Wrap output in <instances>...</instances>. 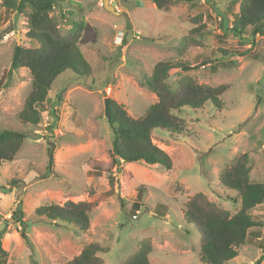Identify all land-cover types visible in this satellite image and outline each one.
<instances>
[{
    "label": "rangeland",
    "instance_id": "obj_1",
    "mask_svg": "<svg viewBox=\"0 0 264 264\" xmlns=\"http://www.w3.org/2000/svg\"><path fill=\"white\" fill-rule=\"evenodd\" d=\"M1 1L0 131L26 134L14 160L0 166L6 264H67L91 243L105 249L98 254L105 264H120L146 239L152 246L150 264H202L201 235L184 217L188 200L203 193L236 213L237 192L224 187L219 176L244 153L250 154L252 181L264 183V37H252L248 30L238 38L227 31L240 0H192L161 11L153 0H112L118 15L104 9V0H70L55 7L50 15L62 34L85 19L80 47L92 71L89 76L62 73L37 125L18 117L31 91V74L27 68L11 71L15 47L34 46L27 38V18L7 11ZM161 61L191 67L171 72L166 80L171 88L184 76L228 85L224 107L182 108L176 113L183 122L179 134L154 131L153 142L171 157L170 171L144 163H122L117 169L105 99L123 104L133 118L144 116L158 100L144 81ZM139 192L141 204L134 209ZM68 201L94 204L88 230L37 214L42 206ZM18 209L22 222L11 218ZM250 213L257 226L226 264H264V204Z\"/></svg>",
    "mask_w": 264,
    "mask_h": 264
},
{
    "label": "trees",
    "instance_id": "obj_2",
    "mask_svg": "<svg viewBox=\"0 0 264 264\" xmlns=\"http://www.w3.org/2000/svg\"><path fill=\"white\" fill-rule=\"evenodd\" d=\"M192 0H153L156 10H166L176 3ZM70 0H2L1 6L7 11L24 14L27 18V38L32 47L16 46L11 60V71L27 68L32 77L31 91L25 101L19 119L24 124L37 125L41 120L43 108L54 81L65 71H72L77 76H89L91 65L86 60L80 41L83 38L86 22L82 17L74 22L66 34H62L50 15L51 11ZM29 8L31 12L27 13ZM232 24L227 30L234 37L242 38L248 30L251 36L264 37V0H240L238 13L232 14ZM201 29L196 32H201ZM225 55L230 53L224 51ZM180 69L189 72L191 67L182 62H158L151 76L145 78V85L156 95L157 102L152 104L146 114L133 118L125 106L111 97L105 99V115L113 129L111 150L112 166L122 168L121 164L144 163L157 165L166 171L173 167L171 157L153 142V133L160 129L171 134L182 130V119L176 115L182 108L201 109L206 103L223 109L222 96L229 90L228 85L211 86L200 84L189 76H184L177 88L166 84L171 72ZM26 134L4 130L0 131V166L13 161L21 149ZM53 151L49 153L48 170L53 167ZM118 159L120 162H118ZM250 154L235 157L221 172L220 183L237 192L240 209L232 214L207 195L197 193L185 205V219L195 226L201 235L198 252L202 264H226L238 256V250L245 245L250 229L257 226L250 213L264 204V183L251 179L249 166ZM100 171L99 169H96ZM110 181L111 171H107ZM14 182V181H13ZM142 193L133 208L140 206ZM93 203L68 201L64 205H46L37 209V214L48 219L73 225L81 230H88ZM21 209V208H20ZM23 213L13 211L11 218L22 222ZM22 237L25 238L24 228ZM106 252L99 244L91 243L67 264H105L98 256ZM151 242L142 241L139 250L120 264H150ZM7 252L0 241V264H6Z\"/></svg>",
    "mask_w": 264,
    "mask_h": 264
},
{
    "label": "water",
    "instance_id": "obj_3",
    "mask_svg": "<svg viewBox=\"0 0 264 264\" xmlns=\"http://www.w3.org/2000/svg\"><path fill=\"white\" fill-rule=\"evenodd\" d=\"M103 7L105 10H107L108 12H111L115 15H118L119 12L115 10V8L110 4V0H104L103 1ZM118 162H120V160L118 159Z\"/></svg>",
    "mask_w": 264,
    "mask_h": 264
},
{
    "label": "crops",
    "instance_id": "obj_4",
    "mask_svg": "<svg viewBox=\"0 0 264 264\" xmlns=\"http://www.w3.org/2000/svg\"><path fill=\"white\" fill-rule=\"evenodd\" d=\"M112 3H113L112 0H110V4H111V5H112Z\"/></svg>",
    "mask_w": 264,
    "mask_h": 264
}]
</instances>
